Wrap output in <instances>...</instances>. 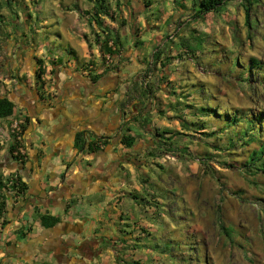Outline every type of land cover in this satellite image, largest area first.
Returning a JSON list of instances; mask_svg holds the SVG:
<instances>
[{
  "label": "rangeland",
  "instance_id": "obj_1",
  "mask_svg": "<svg viewBox=\"0 0 264 264\" xmlns=\"http://www.w3.org/2000/svg\"><path fill=\"white\" fill-rule=\"evenodd\" d=\"M92 3L0 0V89L15 82L23 52L57 31L64 11L88 18ZM103 3L104 36L141 38L145 56L158 52L142 82L156 69L175 76L158 83L165 92L153 90L137 118L150 129L149 147L132 156L144 164H131L134 186L119 185L129 194L110 237H126L114 246L104 237L112 227L103 226L104 257L111 264H264V0H226L201 16L192 0ZM39 68L42 80L46 63ZM116 175L124 178L121 167Z\"/></svg>",
  "mask_w": 264,
  "mask_h": 264
},
{
  "label": "crops",
  "instance_id": "obj_2",
  "mask_svg": "<svg viewBox=\"0 0 264 264\" xmlns=\"http://www.w3.org/2000/svg\"><path fill=\"white\" fill-rule=\"evenodd\" d=\"M62 16L61 24L54 21L56 32L17 57L21 67L15 82L0 89L13 103V112L0 117V131L13 116L26 118V158L15 161L0 151V173L16 168L23 183L22 194L0 198V264H111L101 246L103 226L112 227L104 237L114 246L124 242V235L110 237L124 216L117 207L129 194L119 185H133L137 167L131 164L142 160L132 156L149 147L150 129L137 118L147 112L146 97L151 101L153 90L164 91L158 83L175 78L156 69L142 82L147 63L158 62V53L145 56L141 38L118 37L110 30L108 46L115 49L110 54L102 50V28L88 24L90 16L81 19L75 9ZM43 61L41 80L36 73ZM135 125L142 136L132 130ZM126 137L131 145L123 142ZM120 167L124 178L116 175ZM43 215L56 221L44 225Z\"/></svg>",
  "mask_w": 264,
  "mask_h": 264
},
{
  "label": "built area",
  "instance_id": "obj_3",
  "mask_svg": "<svg viewBox=\"0 0 264 264\" xmlns=\"http://www.w3.org/2000/svg\"><path fill=\"white\" fill-rule=\"evenodd\" d=\"M26 118L23 115L13 116L8 127L0 131V151L8 152L15 161L26 158L24 147V126ZM23 189L16 168H3L0 173V195L9 193L22 194Z\"/></svg>",
  "mask_w": 264,
  "mask_h": 264
},
{
  "label": "trees",
  "instance_id": "obj_4",
  "mask_svg": "<svg viewBox=\"0 0 264 264\" xmlns=\"http://www.w3.org/2000/svg\"><path fill=\"white\" fill-rule=\"evenodd\" d=\"M198 1V9L196 12V16H201L209 11H217L222 5L225 4L226 0H192L193 3H196ZM104 0H95V3L93 4V9L94 12L91 15V22H95V24L97 26H99V24L101 23L102 20V9H104L105 11H107V5H104ZM148 3V1H147ZM104 11V12H105ZM106 14V12H105ZM246 21L247 18H246ZM110 37L107 36L105 37L102 42H101V46H102V50L106 51L110 54H114L115 53V49H111V47L108 46ZM158 52H154L153 54L156 55ZM251 62L256 64L257 63V59L252 57L251 58ZM42 72V70L39 68V70L37 71L36 75L39 78L40 73ZM13 112V103L8 99L7 96H0V117H4L7 115H10ZM124 143H126L127 145H131L132 143V138L130 137H126L123 140ZM22 188H23V183L21 182ZM4 194L0 195V198L4 197ZM2 203L0 201V207H1ZM48 216L43 215L41 217V221L44 225H51L56 221V218H52L50 222L47 221ZM167 247L164 246V249H166ZM167 260H170V258H168ZM136 264H143L142 261L140 260H135L133 261ZM175 264V263H174Z\"/></svg>",
  "mask_w": 264,
  "mask_h": 264
}]
</instances>
